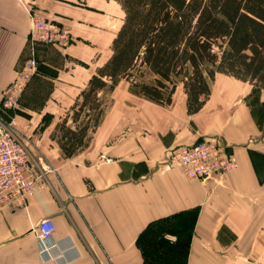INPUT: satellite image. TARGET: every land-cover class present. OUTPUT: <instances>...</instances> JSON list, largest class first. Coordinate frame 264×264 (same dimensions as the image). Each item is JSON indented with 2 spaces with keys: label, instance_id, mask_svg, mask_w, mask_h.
Segmentation results:
<instances>
[{
  "label": "crops",
  "instance_id": "1",
  "mask_svg": "<svg viewBox=\"0 0 264 264\" xmlns=\"http://www.w3.org/2000/svg\"><path fill=\"white\" fill-rule=\"evenodd\" d=\"M96 2L38 0L32 7L97 45L106 38V8L121 22L124 13L115 0ZM27 19L19 0H0V92L15 78L27 49ZM67 87L54 84L40 107L24 105L46 110L49 99L58 103L57 94L72 92L70 107L80 83ZM119 87L125 85L108 93L102 122L78 154L65 155L50 138L57 121L38 134L29 154L43 172V187L22 207L0 205V264H144L136 238L162 218L190 223L181 246L180 236L174 242L160 237L173 250V264L183 252V264H264V89L217 72L208 99L189 114L180 84L166 105L124 97ZM130 101L139 118L120 113L121 103ZM200 138L217 139L237 157V168L224 177L188 180L179 168L159 164L166 149ZM45 217L55 223L54 252L62 253L55 261L38 254L34 227Z\"/></svg>",
  "mask_w": 264,
  "mask_h": 264
},
{
  "label": "trees",
  "instance_id": "2",
  "mask_svg": "<svg viewBox=\"0 0 264 264\" xmlns=\"http://www.w3.org/2000/svg\"><path fill=\"white\" fill-rule=\"evenodd\" d=\"M115 1L124 16L110 42L111 54L71 107V123L81 115L84 122L75 127L57 122L50 134L65 155L75 154L90 139L89 129L94 132L106 109L99 94H108L117 79L162 105L171 103L180 84L189 114L204 105L217 72L264 89V0ZM142 69L148 70L150 81L139 79ZM161 222L171 221L149 222L137 245L143 248V238Z\"/></svg>",
  "mask_w": 264,
  "mask_h": 264
},
{
  "label": "rangeland",
  "instance_id": "3",
  "mask_svg": "<svg viewBox=\"0 0 264 264\" xmlns=\"http://www.w3.org/2000/svg\"><path fill=\"white\" fill-rule=\"evenodd\" d=\"M31 3L37 9V1L38 0H25ZM97 0H92L93 3L97 4ZM116 2V1H115ZM103 4V3H102ZM105 5V4H104ZM39 12V11H36ZM106 12H109V23L107 29L103 31V34L106 38L103 40H99V44L97 45H87L90 44V40L83 41L80 35L78 34V30L76 28L74 30L71 29L69 25H64L70 31V39L66 46H60L55 44H45V43H35V57H36V72L33 78L30 80L25 90L23 91L20 99H19V108L16 110H7L3 111L0 107V116L7 120H13V127L15 129L17 137L26 144V147L29 151L33 150L34 140L36 141L39 133H42V130L47 126L48 122H62L67 125L75 127L76 124L81 125L84 122V115L80 116L78 122L74 125L70 121V116L72 114L71 107H73L74 102L79 95L80 91L86 85V81L88 78L95 72L97 66H100L111 54L110 50V38L113 37L120 26V18L118 15L111 10V8H106ZM40 13V12H39ZM38 13V14H39ZM42 14V13H40ZM43 15V14H42ZM29 24V19H27ZM80 33L85 37L89 35L86 29H81ZM77 35V36H76ZM27 51L25 50V54L22 60L19 62L18 67L15 71L23 69L26 60L30 56L31 45L29 44V38L27 39ZM39 49V52H38ZM30 50V51H29ZM70 56L72 58L67 59ZM73 72L75 77L70 78L67 72ZM38 76H37V75ZM60 75V76H59ZM55 76H59L56 80H54ZM36 77V78H34ZM139 79L142 81H150L151 76L147 69H142L139 74ZM82 80V81H81ZM56 81V82H55ZM122 81V82H121ZM80 89L77 90V95L75 100L72 102L71 106L68 107V101L72 97V92H65L63 94H57L56 97L61 99V102L52 103V99L48 101V107L46 110H40L39 108H26L27 106L40 107L44 100L49 97L50 88L55 84L56 86L61 87L62 89H68L67 85L71 86H79ZM123 86L124 88L119 87L118 91L121 92V95L124 97H133L138 96L129 83L124 79H117L112 82V89L117 86ZM66 87V88H65ZM176 90V89H175ZM99 96L105 99V105L107 109V97L108 94L100 93ZM173 97V96H172ZM122 99V97H121ZM25 104V105H24ZM121 111L128 120H132L135 118H139L140 115L138 113V109L136 103L133 101L123 102L121 103ZM24 105V106H22ZM24 107V108H23ZM129 107V108H128ZM143 113V112H142ZM105 114V112L103 113ZM104 116V115H103ZM112 116V112L110 117ZM122 115H119V117ZM102 119V118H101ZM99 121L101 123L102 121ZM92 125H90L91 127ZM54 128V127H53ZM128 129L132 127L127 125ZM95 128L94 132L96 131ZM94 132H91L89 129L88 136H92ZM46 140L47 137L45 136ZM86 144V143H85ZM85 146L76 151L75 154L81 152ZM103 157V155H101ZM100 156V157H101ZM236 164L238 166L237 157ZM235 167V169L237 168ZM233 171V170H232ZM225 175L221 176L224 177ZM189 180V179H188ZM161 230H160V229ZM190 228V223H182V222H161L158 229L156 227H152L147 234L146 237L142 240V251L143 258L146 261L148 259L150 261H157V264H173L175 259H172V248L166 244H163L161 240V236L167 237L170 240L176 241L175 236L179 237L180 246L183 245L184 239L186 240L188 231ZM144 229V228H143ZM167 232V233H165ZM171 234V235H170ZM175 235V236H174ZM163 239V238H162ZM168 241V240H167ZM185 244V243H184ZM183 249V248H182ZM184 253V252H183ZM182 253V254H183ZM173 257L179 260L178 264H183V255ZM182 255V256H181ZM182 258V259H180ZM181 260V261H180ZM146 262L144 264H149ZM151 264H154L151 262Z\"/></svg>",
  "mask_w": 264,
  "mask_h": 264
},
{
  "label": "built area",
  "instance_id": "4",
  "mask_svg": "<svg viewBox=\"0 0 264 264\" xmlns=\"http://www.w3.org/2000/svg\"><path fill=\"white\" fill-rule=\"evenodd\" d=\"M29 19L30 56L23 69L17 71L13 81L0 92L1 110H16L19 99L36 72L35 43L66 46L70 31L62 23L39 15L31 3L19 0ZM159 164L177 167L186 179L206 180L223 176L237 166L235 155L228 153L214 138H200L190 144H180L164 151ZM43 172L30 157L26 144L13 127V120L0 116V205L22 207L29 195L43 187ZM38 254L42 261H55L62 253L54 252L55 223L51 217L41 219L34 227Z\"/></svg>",
  "mask_w": 264,
  "mask_h": 264
}]
</instances>
